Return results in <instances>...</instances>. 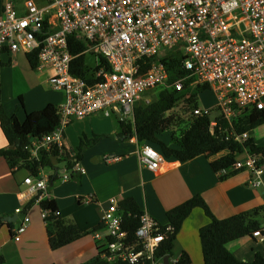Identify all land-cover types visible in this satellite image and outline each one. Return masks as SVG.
Returning a JSON list of instances; mask_svg holds the SVG:
<instances>
[{
    "label": "built area",
    "instance_id": "2783aa9c",
    "mask_svg": "<svg viewBox=\"0 0 264 264\" xmlns=\"http://www.w3.org/2000/svg\"><path fill=\"white\" fill-rule=\"evenodd\" d=\"M70 38L85 43L83 54L95 55L96 65L99 56L105 57L110 69L102 67L92 78L101 77V81L92 84L71 71L76 55L71 53ZM17 52H37L39 66L49 68L52 88L65 94L64 102L57 106L59 125L33 141L32 158L51 145L62 153L65 127L72 120L96 113L118 121L133 120L135 106L151 102L149 92L170 86L183 92L189 78L194 79L190 86L209 84L217 94V115L213 116L211 108L194 110L195 115L210 116L213 132L220 126L218 118L223 117L232 127L230 135L243 142L249 132L237 134L233 122L254 108H264V0H48L43 6L27 0L21 10L7 2L0 17V68L5 53ZM170 53L180 55L187 73L172 83L161 61ZM140 145L145 167L160 175L174 168L152 144L143 141ZM120 159L122 156H104L106 162ZM259 161L260 156L248 155L231 168L248 170L251 185L264 188V165ZM85 173L82 162L74 159L71 168L65 161L55 169L41 167L24 181L30 195L41 202L49 199L53 179L66 182L73 174ZM91 201L92 197L86 203ZM120 202L117 196L109 198L101 228L107 233H95L102 257L110 262L165 264L168 256L169 264H176L178 259L158 254L172 226L145 210L136 239L131 241L123 229ZM29 209H16L23 216L19 225L9 228L16 241L29 225ZM41 213L45 219L49 211L42 209ZM253 236L264 238V226L255 229Z\"/></svg>",
    "mask_w": 264,
    "mask_h": 264
},
{
    "label": "crops",
    "instance_id": "0c3cea01",
    "mask_svg": "<svg viewBox=\"0 0 264 264\" xmlns=\"http://www.w3.org/2000/svg\"><path fill=\"white\" fill-rule=\"evenodd\" d=\"M7 2L0 0V17ZM13 4L17 8H24V5ZM49 78V68L38 66L33 69L25 53H5L0 68V83L2 103L6 110L17 113L23 120L26 112L38 111L48 105L59 106L64 102L65 94L54 89L53 92L48 91L49 87L52 88ZM28 81L33 85L31 89L27 87ZM8 94L18 100L22 96L25 110L9 109L6 106ZM98 114L105 116L102 113L93 115ZM119 128L117 124H112L111 131L102 129L98 133L102 138L84 149L81 162L86 168L85 174H73L66 182L57 177L50 183L49 199L58 203L62 218L76 224L80 231L89 232L102 224L103 212L112 196L121 200L132 196L141 208L160 222L167 223V212L170 209L195 195H201L220 219L247 214L254 216L252 218L259 222L260 227L264 226V188L251 185V173L231 167L217 173L211 167V162L227 151L213 157L199 155L186 162L173 159L174 168L160 175L141 163V145L137 138L119 137ZM164 136L165 133L162 135L163 140L172 145ZM249 136L256 144L264 146V124L250 132ZM67 141L65 135L64 145L74 154L77 148L72 149ZM105 141H108L107 146L101 147ZM8 147V140L0 126V148ZM108 153L111 156H122V159L106 162L104 154ZM248 155L247 151L238 154L237 160H245ZM28 174L24 168L12 172L4 157L0 156V257H4L3 264H81L94 259L99 253L95 233L102 235L103 229L85 234L71 244L53 250L47 223L42 217L40 202L37 201L29 209L30 222L20 240L16 241L12 237L9 221L5 218L13 220L17 216L11 223L13 226L19 225L23 216L17 214L16 209H26L28 202L34 198L24 181ZM261 177L264 180V169ZM88 195L92 196L93 203L87 204L80 199ZM93 207L94 212L91 213L89 210ZM209 221L205 211L196 207L177 234L172 257L178 259L185 251L190 255L191 264H204L199 230ZM225 251L226 264H264V238L245 236L227 243Z\"/></svg>",
    "mask_w": 264,
    "mask_h": 264
},
{
    "label": "trees",
    "instance_id": "16d2710c",
    "mask_svg": "<svg viewBox=\"0 0 264 264\" xmlns=\"http://www.w3.org/2000/svg\"><path fill=\"white\" fill-rule=\"evenodd\" d=\"M70 42L71 53L76 55L72 62L71 71L88 79L92 84L101 81L103 79L101 77L95 80L92 78L100 68L110 69L105 57L99 56V64L90 67L87 63L86 54H83L86 49L85 43L83 41H73V38H70ZM26 56L30 66L36 69L39 66L37 52L27 53ZM161 61L169 70L170 83L187 74L182 69L179 54H167L162 57ZM91 73L93 74L91 75ZM193 81V78L185 81L186 89L183 92H179L170 86L160 89L159 94L150 103H138L134 109L133 120L119 121L121 131L118 136L123 139L135 137L140 143L143 141L148 142L168 159L182 162L199 155L213 157L227 151V154L211 162L212 169L217 173L234 166L237 162V155L245 151L250 155L260 156L259 164L264 165V146L256 144L250 136L243 142L234 140L233 136L230 135L232 127L223 117L218 118L222 131H220V126L216 127L215 132L211 130L210 116L206 114L195 115L189 126L182 130L179 136L174 137L179 142L178 146L170 145L162 139V135L176 123V117L174 114H170L171 111L176 108L180 100L184 99L181 94L188 90ZM197 86L198 92L192 94L191 98H186L190 104L194 102L193 98L199 91H207L211 88L209 84H197ZM19 103L21 109L25 110L22 96L19 97ZM59 122L60 113L57 106L54 105H48L31 113L26 112L23 120L18 117L17 113H9L2 103L0 83V126L9 143L8 148H0V156L4 157L12 172L24 168L31 175H36L41 167L55 169V162L61 163L63 161L66 162L67 168H71L74 159L82 160L84 149L96 144L102 138L101 135H94L92 139H81L74 156L73 152L67 148L61 153L57 146L51 145L49 149L42 148L38 158H32L30 147L33 141L42 139L45 135L53 132ZM262 124H264V108H254L249 114L233 122V131L237 134L250 133ZM228 136L230 137L228 138ZM35 202L36 199L33 198L28 202L26 208L32 207ZM40 206L42 209L49 211L45 221L50 246L53 250L63 248L85 234L102 228V224H99L92 231H80L76 224L69 223L62 218L58 203L54 199L42 200ZM119 206L123 215V229L129 240L134 241L136 231L141 223V216L145 210L140 207L132 196L121 200ZM196 207L202 208L210 219L209 223L199 230L204 264H226V244L245 236H253V231L260 227L259 222L252 218L254 216L247 214H237L220 219L213 213L201 195H195L167 212L168 222L166 224L171 225L173 230L168 232L166 239L162 242L158 251L160 256L169 255L172 257L177 234L185 219ZM0 223H2L1 220ZM8 225L12 227L13 223L8 222ZM3 263L4 257L1 256L0 264ZM191 263L190 255L185 251L182 252L176 262V264ZM81 264H128V262L122 260L110 262L102 257L101 252H99L94 259Z\"/></svg>",
    "mask_w": 264,
    "mask_h": 264
},
{
    "label": "rangeland",
    "instance_id": "374dc122",
    "mask_svg": "<svg viewBox=\"0 0 264 264\" xmlns=\"http://www.w3.org/2000/svg\"><path fill=\"white\" fill-rule=\"evenodd\" d=\"M3 1H5V2L8 1L11 3H16V5L23 6L25 1H27V0H3ZM33 1H35L37 4L43 6L47 3L48 0H33ZM19 9L21 10L23 8H19ZM86 58H87V63L90 67L97 64V57L95 55H93L91 53H87ZM91 75H92V73H91ZM32 86L33 85L31 83V81H28L27 87L29 89H31ZM1 88H2V86H1ZM52 90H53V88H51V87L48 88V91L53 92ZM197 90H198L197 84H193L192 86H190L185 93L181 94V96H183L184 99L180 100V102L178 103L176 108H174L170 113V114L175 115L176 123L174 124V126L170 130L165 132L164 138L167 140L169 139V141L171 142V144L173 146H178V144H179V142H177V140L174 137L179 136L182 133V130H185V128H187L189 126L191 120H193V118L195 117V113H194L195 108H202V109L211 108L213 116L218 114L217 107H216L217 94L212 87L207 91H199V93L193 98L194 102L191 104L188 103L186 98H191V95L196 93ZM159 92H160V88H157L152 92H149L150 98L154 99L155 96L157 94H159ZM6 106L9 109L10 108L14 109V111H22V109L20 107L19 100L13 98L10 94L6 95ZM117 120H116V117H107V116H103V115L101 117V114L100 115L99 114L93 115L92 117H86L83 119L72 120L68 124V126L65 127V131H64V133L67 137V140H68L67 144L72 149H76L77 146L79 145L81 139H92L95 134L100 135L98 133H100V131L102 129H106V128L112 129V124L113 125L117 124V126H119L118 125L119 123ZM111 129H110V131H111ZM116 131H118V130L116 129ZM107 144H108V141H105L101 145V147H105V146H107ZM101 147H99V148H101ZM223 154L225 155V154H227V152L223 153ZM104 155H106V154H104ZM108 155H111V154L108 153ZM91 197H92L91 195H88V196H85V197L80 198V199H82L84 202H86V200H91ZM90 203H93V202L91 201L87 204H90ZM85 208L87 209L88 207H85ZM89 211L91 213H93L94 207L91 208ZM106 233H107L106 230L102 231L103 236H105Z\"/></svg>",
    "mask_w": 264,
    "mask_h": 264
},
{
    "label": "water",
    "instance_id": "95a60500",
    "mask_svg": "<svg viewBox=\"0 0 264 264\" xmlns=\"http://www.w3.org/2000/svg\"><path fill=\"white\" fill-rule=\"evenodd\" d=\"M33 140V139H32ZM17 218V216H15V218L14 219H16ZM7 221H9V222H12V221H14V219L12 220L11 218H5ZM164 262H165V264H169V257L167 256V257H165L164 258Z\"/></svg>",
    "mask_w": 264,
    "mask_h": 264
}]
</instances>
